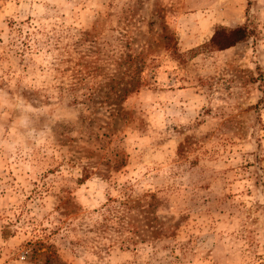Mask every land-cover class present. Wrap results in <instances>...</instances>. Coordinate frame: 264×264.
<instances>
[{
    "label": "rangeland",
    "instance_id": "obj_1",
    "mask_svg": "<svg viewBox=\"0 0 264 264\" xmlns=\"http://www.w3.org/2000/svg\"><path fill=\"white\" fill-rule=\"evenodd\" d=\"M0 264H264V0H0Z\"/></svg>",
    "mask_w": 264,
    "mask_h": 264
},
{
    "label": "trees",
    "instance_id": "obj_2",
    "mask_svg": "<svg viewBox=\"0 0 264 264\" xmlns=\"http://www.w3.org/2000/svg\"><path fill=\"white\" fill-rule=\"evenodd\" d=\"M253 36H255V29L249 23L232 29L220 27L215 30L207 46L215 51H223L246 42Z\"/></svg>",
    "mask_w": 264,
    "mask_h": 264
}]
</instances>
